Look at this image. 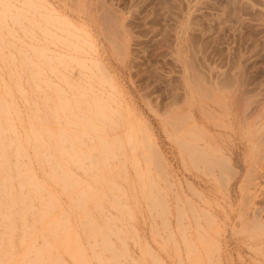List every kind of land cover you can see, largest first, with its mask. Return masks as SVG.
<instances>
[{
	"label": "rangeland",
	"instance_id": "374dc122",
	"mask_svg": "<svg viewBox=\"0 0 264 264\" xmlns=\"http://www.w3.org/2000/svg\"><path fill=\"white\" fill-rule=\"evenodd\" d=\"M0 264H264V0H0Z\"/></svg>",
	"mask_w": 264,
	"mask_h": 264
}]
</instances>
